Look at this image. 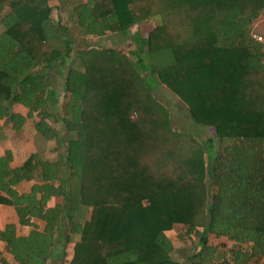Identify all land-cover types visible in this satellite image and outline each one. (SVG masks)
<instances>
[{"label": "trees", "instance_id": "1", "mask_svg": "<svg viewBox=\"0 0 264 264\" xmlns=\"http://www.w3.org/2000/svg\"><path fill=\"white\" fill-rule=\"evenodd\" d=\"M141 1L147 7L136 14V0H0V13L9 9L0 22V112L15 133L36 118L54 155L32 153L14 168L11 151L0 155V205L28 229L0 231L12 264H47L58 235L62 256L72 245L68 264H182L166 235L178 224L186 227L179 239L197 238L188 264H246L264 254V52L251 36L264 0ZM54 9L68 12L80 38L154 15L161 23L138 42L147 62L138 55L134 63L119 49L74 47ZM143 64L210 139L174 129ZM53 69L66 97L60 128L48 105ZM22 182L34 183L20 193ZM209 235L249 250H225ZM0 263L10 264L1 251Z\"/></svg>", "mask_w": 264, "mask_h": 264}, {"label": "crops", "instance_id": "2", "mask_svg": "<svg viewBox=\"0 0 264 264\" xmlns=\"http://www.w3.org/2000/svg\"><path fill=\"white\" fill-rule=\"evenodd\" d=\"M136 1H138V2L133 4L131 6V9H133V11L137 14V12L139 10L145 9L147 7V5H145L141 0H136ZM55 4H56V2L50 3L51 6H55ZM6 15L8 16L9 14L7 13ZM67 15H68V12L66 14V13H63L61 10L57 11L54 9V11H53V17L55 19H60L61 22L67 26L68 30L70 31V35L73 38L76 46H78V44L82 46L85 43H89V44L94 43L95 45H96V43H100V45H96V46L115 48V49H119V50L124 51L125 53H127L129 55V57L133 60L134 63H137V61L140 59L138 56V42L141 39H143V40L147 39L149 31L151 29L155 28L156 26L160 25V23H161V19H160L159 15H154V16L149 17L148 19H145L144 21H142L138 24H135L133 27H130L127 30H123V31H120L117 33L107 34L105 36L98 37L97 38L98 40L93 42L94 37L80 38L77 36V29L75 28V24L73 21L70 20L69 17H67ZM252 34H256L257 36H260L262 38V41L259 43H261L263 45V52H264V12L253 23L252 28H251V36H252ZM256 42H258V41H256ZM138 71H139L142 78L148 77L151 74V69H150L149 64H143V65L139 66ZM58 74H61L60 69L58 71H56L55 69L52 70V75H53L52 87H53V90L55 91L56 95H55V100L48 103L49 108H50L51 121L54 124H57V122H59L60 118H61V110L59 109V107L61 106L62 102H61V100L56 99L57 91H56V88H54L56 81H58V86L61 83V77ZM152 93L156 98H159V96L157 94L162 95V94H165L166 92H165V88H163L162 86H156V88L153 89ZM12 109H13L14 113L20 114L22 116L27 115V110L20 105H14V106H12ZM186 115H187V112H186ZM36 120L37 119L35 118V119L29 120L27 122H30V124L32 125L33 122ZM10 128H11V125H10ZM24 129L25 128H23L22 130L24 131ZM32 129H33V127H32ZM11 130H12V128H11ZM202 130H204V133H206L205 129L202 128ZM12 133H13V139L14 140H11L12 136L11 137L7 136L6 132L4 133L3 129H2V132L0 133V155H2L6 150L11 151L13 154V160L11 162V167L14 168V167H18L19 165H21L22 162L30 154L36 153L37 151H31L28 149L27 150H21V149H23L22 146H24L25 142L27 141V139H22V138H27L25 136V133H22V131L20 133L19 132L15 133L13 130H12ZM33 133H34L33 136L38 137L44 144L50 143V142H46L44 139H42V137L40 135H38L35 132V130L32 132V134ZM206 136H207V134H206ZM19 139H21L20 142L18 141ZM207 140L208 139L202 140V141H207ZM38 153H41V151ZM53 156H51V158ZM33 183L34 182H30V183L29 182H22L17 186V190L20 193L28 192ZM26 185H27V188H24ZM55 203H57V201H56V199H53L51 201V204H55ZM36 223L40 227L43 226V224L40 222H36ZM7 224L15 225L17 228V234L18 235H24L28 232L27 228H20L18 226L17 217H16L15 211L12 207L0 205V231L3 230ZM208 243L216 245V246L217 245L218 246L224 245L225 250L233 249L236 251V250L240 249L242 252L249 250V245H240L239 246L237 243L230 242L226 238H217L214 235L208 236ZM0 251L3 254V257L10 264H12L11 256H9L5 253V246L2 242H0ZM65 252H66V249H65ZM71 254H72V251H71ZM52 258H55V257L50 256L47 264L51 263ZM70 258H71V256H70ZM70 258H68V255H67V257H66L67 262L69 261ZM56 259H57L56 264H59L60 260H63L64 257L61 256L60 259H58V256H57ZM246 264H264V254L260 257L253 258L252 260H250Z\"/></svg>", "mask_w": 264, "mask_h": 264}, {"label": "rangeland", "instance_id": "3", "mask_svg": "<svg viewBox=\"0 0 264 264\" xmlns=\"http://www.w3.org/2000/svg\"><path fill=\"white\" fill-rule=\"evenodd\" d=\"M8 11H9V9L5 8L4 11H2L0 13V20H4L7 17L6 14L9 13ZM0 28H1V26H0ZM93 40H94L93 42H95L98 39L94 38ZM93 45H95V44L93 43ZM96 45H100V43H96ZM78 46L80 47L81 45L78 44ZM74 47H76L75 44H74ZM138 55L140 56V58L143 59L144 63L147 62V54H146V51L144 49L139 48V54ZM138 65H140V62ZM144 79H145V82L147 83V85H149L153 89L156 88L157 84H156V80L153 76H148V77H145ZM54 88H56V91H57L56 99L61 100V102L63 103L66 97H65V94L63 91L62 83H60L58 86V81H56ZM165 92L166 93L162 94V95L157 94L159 96V98H157V99L163 105H165L166 108L168 109L169 117H170L171 123H172L175 130H177L179 132L181 131L184 133L191 134V135L197 137L198 139H200L201 141L209 139L210 137L213 136L212 133L210 132V130H206V133H204V130H202V128L193 124L190 121V119L188 118V116L186 115V109L182 105V103L172 93H170L166 89H165ZM11 111L14 112L12 108H11ZM4 120H5V116L3 115V112H0V125L2 126L3 132L4 133L6 132L7 136H9V137L12 136L11 140H14L13 139V133H12V130L10 128V124L6 123ZM54 125L57 128H60L59 122H57V124H54ZM23 128H25V129H24V131L22 130V133H25V136L27 138H22V139H27V141L25 142L24 146H22L23 149H21V150H27L28 149V150L37 151V152L41 151V153H40L41 156H43L44 158H51V156H53V154H51L49 149L52 147V143L50 142V143L44 144L38 137L33 136L34 133L32 134V132L34 130L32 129V125L30 124V122H27L26 124H24ZM206 134H207V136H206ZM20 140L21 139H19L18 141L20 142ZM57 144H58V152H57L56 156L58 157V159L61 163V166L65 167L63 155H62L64 152V147L60 142H57ZM205 146L207 149L209 148V145L207 143L205 144ZM208 151L211 152V150H208ZM65 174H66V171H65ZM24 188H27V185ZM60 200H61L60 198L56 199L57 202H60ZM185 230H186L185 226L178 224V225H174L173 228L166 233L167 237L171 240L173 248H174V251L171 254L172 259L177 261V262H180L182 264H188L186 258L190 253L195 251V244L197 242V238L195 236H192L190 239H185V236H184L183 240L179 239V235H182L185 232ZM71 249H72V245H69L66 247V252H65V255L63 256L64 259L60 260L59 264H68L66 257L68 255V258H70ZM61 251H62L61 236L58 235L56 238V245H55L54 251L51 254V257H55V258H52V261L50 264H54V263L56 264L57 256H58V259H60V257L62 256Z\"/></svg>", "mask_w": 264, "mask_h": 264}, {"label": "built area", "instance_id": "4", "mask_svg": "<svg viewBox=\"0 0 264 264\" xmlns=\"http://www.w3.org/2000/svg\"><path fill=\"white\" fill-rule=\"evenodd\" d=\"M252 38L258 42L262 41V38L260 36H257L256 34H252Z\"/></svg>", "mask_w": 264, "mask_h": 264}]
</instances>
